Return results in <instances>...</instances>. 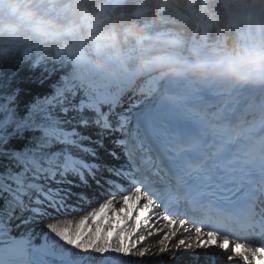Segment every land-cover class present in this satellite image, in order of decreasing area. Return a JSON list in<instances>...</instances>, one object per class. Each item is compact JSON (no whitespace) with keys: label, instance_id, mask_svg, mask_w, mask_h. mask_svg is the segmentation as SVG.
Listing matches in <instances>:
<instances>
[{"label":"snow or ice","instance_id":"obj_1","mask_svg":"<svg viewBox=\"0 0 264 264\" xmlns=\"http://www.w3.org/2000/svg\"><path fill=\"white\" fill-rule=\"evenodd\" d=\"M6 62L0 89L21 65L59 76L23 110L0 92V264H137L118 257L149 251L140 227L161 253L181 229L176 250H205L177 264H264V86Z\"/></svg>","mask_w":264,"mask_h":264},{"label":"clouds","instance_id":"obj_2","mask_svg":"<svg viewBox=\"0 0 264 264\" xmlns=\"http://www.w3.org/2000/svg\"><path fill=\"white\" fill-rule=\"evenodd\" d=\"M264 86V0H0V63Z\"/></svg>","mask_w":264,"mask_h":264},{"label":"bare ground","instance_id":"obj_3","mask_svg":"<svg viewBox=\"0 0 264 264\" xmlns=\"http://www.w3.org/2000/svg\"><path fill=\"white\" fill-rule=\"evenodd\" d=\"M145 85H138L136 86L137 89L143 88ZM137 97H139V95H135ZM133 96V97H135ZM141 97V96H140ZM128 96L125 98V96L123 97L125 103L124 105H126L124 108L126 109L128 107ZM142 99V97L140 99L137 100L140 101ZM116 206L119 207V197H117V201H116ZM156 212H160L161 210L159 208L155 209ZM119 219V218H117ZM137 223L139 224V218L137 219ZM185 227H189V225H185ZM143 233L146 236V239L143 243H140L137 245L138 248H144L147 247L149 249V251L145 254L144 257H135V256H129V257H118V259H122V260H133L136 261L137 264H161V262H163V264H177V260L180 257H184V259H187L189 255L193 254L194 251L196 252H203L205 250L203 249H199V250H188L185 251V249L183 247H181L179 250L175 249V245L177 240H179L181 238V236L183 235V229L180 230V232L178 233V235L176 236L175 239L170 240V242H168V246L169 248H171V251H166L164 253L160 252V247L161 245L157 242L159 239V236L156 235L155 233L152 234L151 236H148V233L146 230L143 229V227H140L138 229V233ZM162 234V233H161ZM113 234L110 233V237ZM134 239V237L132 238ZM131 242V240L129 241ZM258 244H249L248 247L251 248H255L258 247ZM231 250V249H230ZM208 252H211L212 249H208ZM110 256H117V254L114 253H110ZM257 257L261 260H264V253H257ZM239 258H235L233 261H228L227 264H236V260H238ZM240 264H244V262L242 260H240Z\"/></svg>","mask_w":264,"mask_h":264},{"label":"trees","instance_id":"obj_4","mask_svg":"<svg viewBox=\"0 0 264 264\" xmlns=\"http://www.w3.org/2000/svg\"><path fill=\"white\" fill-rule=\"evenodd\" d=\"M10 66L13 68L17 67L14 63L12 65L7 62L4 64V69L6 72L5 82L7 80V70ZM42 75L46 76V74H42L40 69L31 70L27 66H19L18 75L12 84V88L20 89L17 103L22 110L26 105L31 104L37 98H42L44 95H50L53 92L54 89L51 85L54 81H56L59 73H57L55 76H52L51 79L45 78L43 83L41 82ZM12 88L5 87L0 89V92L6 93L11 91Z\"/></svg>","mask_w":264,"mask_h":264},{"label":"rangeland","instance_id":"obj_5","mask_svg":"<svg viewBox=\"0 0 264 264\" xmlns=\"http://www.w3.org/2000/svg\"><path fill=\"white\" fill-rule=\"evenodd\" d=\"M132 94H133L132 92H128V93L125 95V98L127 97V95H128V97H130V96L132 97ZM128 100H129V98H128ZM127 102H128V101H127ZM125 106H126V105H124V107H125ZM146 240H147V239H146ZM166 243H168V242H166Z\"/></svg>","mask_w":264,"mask_h":264}]
</instances>
